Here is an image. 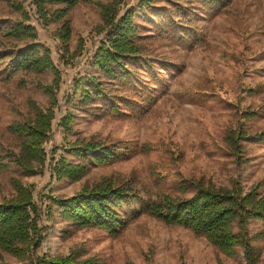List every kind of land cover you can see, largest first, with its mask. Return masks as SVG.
<instances>
[{"label":"rangeland","instance_id":"374dc122","mask_svg":"<svg viewBox=\"0 0 264 264\" xmlns=\"http://www.w3.org/2000/svg\"><path fill=\"white\" fill-rule=\"evenodd\" d=\"M32 1L0 0V156H5L0 201L14 193L11 177L30 187L42 235L35 253L64 255L74 249L107 264H243L241 247L234 256H226L203 236L146 214L115 235L95 226L74 229L56 210L47 212V195H73L85 182L103 176L131 184L140 196L136 208L159 192L174 194L181 182L201 178L217 186L236 181L244 190L258 184L264 193V144L251 139L264 128V0H153L141 8L139 0H125L122 9L135 10L139 52L115 77L91 64L103 39L96 31V4L79 0L68 12L71 30L65 52L57 38L59 21L43 24ZM21 11L34 27L35 41L49 48L60 76L54 118L43 143L46 159L34 175H25L8 161L10 153L18 152V139L6 126L31 116L29 98L47 106L38 85L50 83L52 75L9 69L8 54L23 41L7 38L4 30L21 20ZM91 74L102 83L103 94L83 103L71 91L75 81L86 82ZM67 111L73 116L70 132L60 126ZM237 127L245 132L240 140L242 161L229 153L223 139L228 129ZM77 138L108 147L126 142L134 152L92 165L77 181L56 180L50 168L60 155L77 160L65 151ZM144 144L150 146L148 151L140 149ZM262 229L260 220L247 225L249 235ZM251 243L259 249L257 264H264V237ZM0 260L17 262L1 250Z\"/></svg>","mask_w":264,"mask_h":264},{"label":"trees","instance_id":"16d2710c","mask_svg":"<svg viewBox=\"0 0 264 264\" xmlns=\"http://www.w3.org/2000/svg\"><path fill=\"white\" fill-rule=\"evenodd\" d=\"M94 3L99 8L100 22L96 31L103 33V39L95 49L91 64L96 70L107 76L122 75L127 63L138 56L139 45L132 6L122 9L125 0H82ZM138 7L151 6L153 0H139ZM79 0H33L38 19L43 24L59 21L57 38L63 51H68L70 23L68 12ZM49 4L60 6L50 8ZM16 9H22L19 5ZM27 14L21 11V20L7 25L4 35L9 39L23 41L22 45L9 52V69L18 71H48L51 82L39 84L47 97L46 107L40 106L34 99L27 100L31 116L24 121H13L6 126L7 131L18 139V152L10 153L12 161L25 175H34L41 171L46 159L43 143L48 139L54 106L57 104L56 89L60 83L58 69L54 65L50 50L36 42L34 27L26 22ZM188 38V35L185 36ZM78 45L76 54L79 53ZM102 83L93 74L87 75L86 82L79 80L73 84V96L87 103L93 97L103 94ZM252 114V112H251ZM250 115V114H249ZM73 119L71 112L60 117V126L70 132ZM245 137L241 127L230 128L224 135L229 153L237 161H242L240 140ZM251 139L264 144V128L251 135ZM126 142L108 147L100 142L75 139L65 146L67 154L77 160L70 161L60 155L50 168V175L56 180L81 179L92 165H103L121 158H127L134 152ZM143 151L149 145L140 147ZM5 156H0V165L5 166ZM13 195L0 201V250L14 256L17 262L0 260V264H107L98 256H83L72 249L64 255L36 254L42 235L38 225L39 208L33 200L30 187L18 177L9 180ZM176 193L159 192L154 198H148L137 208L133 205L140 200L138 192L128 182L116 183L114 178L103 176L91 183L85 182L75 194L70 196L47 195V212L56 210L60 218L74 229L95 226L115 235L142 214L149 215L168 225H178L203 236L212 246L226 256L232 257L236 247L243 249V264H257L259 249L251 243L264 237V229L249 235L247 225L251 220L264 223V193L258 184L246 190L236 181L230 186H217L203 178L181 182Z\"/></svg>","mask_w":264,"mask_h":264}]
</instances>
